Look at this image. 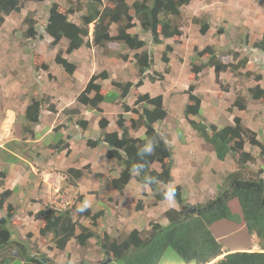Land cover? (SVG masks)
Returning <instances> with one entry per match:
<instances>
[{
    "label": "rangeland",
    "instance_id": "374dc122",
    "mask_svg": "<svg viewBox=\"0 0 264 264\" xmlns=\"http://www.w3.org/2000/svg\"><path fill=\"white\" fill-rule=\"evenodd\" d=\"M87 1L26 2L19 14L10 15L6 24L0 26V174H4V178L0 177L2 181L0 192L5 189L12 190V195L7 201L15 211L8 226L11 240L26 242L31 254H45L53 264H103L108 261V258L111 261L106 264H125L123 260H112L111 257H106L98 246L99 238L104 233H109L111 240L121 241L127 237L134 225L144 235L150 223L163 221L160 214L162 209L157 207L148 188L138 190V186H141L135 180L130 182L125 192L115 195L114 190L107 185V181L115 177L117 175L115 173L121 168L115 161L107 159V163L105 162L106 158L102 153L104 146L90 148L83 142L74 143L73 153L69 152L60 157V163L54 160L55 163L50 164L51 158L55 155L51 147L54 142L58 143L64 137L57 132H64V135L77 138V131L82 129L76 127V121L87 119L90 122L88 127L82 130L84 142L90 138H98L100 131L97 121H93L94 113L88 109L85 112L79 107L83 113L68 114L69 110L78 107L72 104L74 95L80 92L89 73L92 76L107 71L111 77V80L105 84L107 89L110 88L112 81L135 83L139 75L134 54L149 51L153 57V65L149 73H160L163 75V80L152 83L147 78L144 79L143 85L139 89H132L124 101L132 107L139 93H147L152 97L162 96L163 107L168 115L155 126L165 136L171 147L174 179L184 183L186 190L184 199L187 204L194 207L199 205L200 201L205 203L207 199L220 193L224 188L226 176L235 171V166L229 156L223 162H216L212 147L190 128L183 114L185 105L189 104L185 92L189 85H194V92L201 100L200 115L206 123H212L221 128L233 124V119L239 117L242 124L255 133L256 139L264 145V101L256 102L250 98L247 90L254 83L249 77L238 74L251 72L264 77V54L258 57L256 51L251 49L252 43L260 40L264 32V0H193L181 9L183 34L176 38L178 43L173 40L164 42V45L173 46L168 65L161 61L163 45H151L149 34L145 33L135 21V28L130 32L136 33L146 43L143 50L134 52L123 44L113 43L104 48L95 46L86 48L84 52L77 55L73 53L69 61L78 66V73L75 81H71L63 69L54 62L57 52H61L65 57L66 41L61 40L52 48L50 38L43 32V26L50 3L56 2L64 9L82 7L84 12ZM102 1L107 4V0ZM80 15L79 12L71 14L69 19L79 23ZM25 17L35 21L34 29L42 35L40 40L24 38L23 34L27 27L24 24ZM194 17L205 19L210 23V29L204 36L199 34L198 26L192 23ZM116 28L117 26H112V32ZM219 28H224V34H217ZM92 31L91 24L89 39L92 37ZM245 36H248L249 46L238 47L235 42ZM206 45H211L215 51H218L220 58H224L228 53L229 56L223 59L225 62L232 61L231 53L235 51L240 53V58L248 59L244 68L238 73L229 71L221 73L222 84L229 88L226 93L214 83L213 69H204L196 80L192 78L190 62L195 57L193 48L202 49ZM42 64L48 67L47 70L39 68ZM261 84L264 87V81ZM238 95L246 99L247 109L244 111L231 106ZM113 96L108 94L107 102L112 100ZM31 100H42L44 111L50 104L62 110L61 124L56 126L54 124V135H41L44 137L41 141L39 136H30L24 130L28 124L21 112ZM66 104L70 107L67 108ZM140 108L141 106L138 107ZM119 113H122V108L116 110L112 107L104 116L109 120L112 117L116 121ZM45 115L47 114L43 116V125L51 119L50 116ZM94 115L99 119V115ZM124 117L128 124L129 119L135 116L125 114ZM193 119L197 120V117ZM54 121L56 122V118ZM112 124L107 131L112 130ZM40 129H37L38 134ZM133 133L135 137L142 136L140 131ZM248 138L250 137H245L243 150L249 152L254 160L248 166L254 171L260 169L264 171V156H260L257 147L249 144ZM211 158L214 161L211 162ZM28 164H32L33 169ZM181 164H184L183 170ZM43 166H49L44 169L46 172L52 168L51 173L40 174ZM69 166L78 168L82 172V176L75 181V186L68 185L66 181L65 176ZM152 167L159 170L158 164H153ZM36 202L40 203L41 208L48 205L65 209L79 205L81 208L90 206L93 212L103 208L106 213L103 212V216L97 221L95 227L91 226L89 220L82 222L94 233V237L86 247H79L74 240H71L63 251H58L51 242V236L41 237L38 228L35 227L36 217L29 211L37 207ZM138 202L142 205L140 211L135 210ZM116 204L117 207H113ZM229 205L234 214H239L235 199H232ZM107 206L112 207L114 213ZM145 207L146 209L143 210ZM5 208L6 205L0 212V216L5 214ZM170 208L178 209L172 197L163 205L164 211ZM130 219L137 221L131 224ZM217 232L220 233V229ZM221 243L226 247L238 248L240 245L249 244V239L245 236V232L239 231L230 235L229 238L223 237ZM18 259L13 246L6 247L0 252V264H24ZM162 261L180 262L177 254L171 249L166 251Z\"/></svg>",
    "mask_w": 264,
    "mask_h": 264
},
{
    "label": "trees",
    "instance_id": "16d2710c",
    "mask_svg": "<svg viewBox=\"0 0 264 264\" xmlns=\"http://www.w3.org/2000/svg\"><path fill=\"white\" fill-rule=\"evenodd\" d=\"M48 0H0V26L4 23L5 17L12 13L19 14L26 2L42 3ZM193 0H88L84 12L82 7L62 8L56 2L49 5L48 14L43 26V32L51 38L50 46L55 47L61 40L66 41L65 54H71L81 47L104 48L110 44H123L131 51H139L145 48L146 43L136 33L130 30L135 28V21L141 29L149 34L150 44L155 46L163 45L164 48L161 61L168 65L169 55L173 52L171 44H165L167 40H173L182 36V15L181 9L188 6ZM81 13L79 23L72 22L69 16L74 13ZM192 23L198 26V32L204 36L210 29V23L202 18H192ZM24 24L27 26L24 31V38L40 40L42 35L34 29L35 21L25 17ZM93 25L92 37L89 39V26ZM117 26L112 32V26ZM223 33L224 28L217 29V34ZM235 44L245 48L249 46L248 36L242 37ZM150 50V48H148ZM258 57L264 54V32L260 40L251 45ZM194 59L190 62V73L193 80L204 69H213L214 83L222 92H228L229 88L224 86L220 80V74L225 72H239L244 68L248 59L240 58V53L232 52V61L225 62L220 58L219 52L211 45L202 49L193 48ZM126 59V56H124ZM135 64L138 72V79L135 83L112 82L111 86L119 91L121 102L127 98L132 89H139L144 79L154 83L163 80L160 73H149L153 65V57L149 51H141L134 54ZM54 62L59 65L65 74L71 77L76 66L57 52ZM40 69L47 70L42 64ZM241 76L250 78L254 85L249 87L247 92L253 101H264V87L261 86V75L246 72L238 73ZM108 79V73L102 71L92 75L84 89L76 96L78 105L87 107L97 115H103L100 108L102 102L107 101L105 90L101 88L100 81ZM194 85L186 90L188 103L185 105L183 114L190 128L207 144H209L218 161H224L227 156L231 157L235 171L226 176L223 189L218 195L202 205L194 207L186 203L181 188L171 186L172 176V151L165 139V136L155 126L167 117V111L163 107L161 95L150 96L149 94H137L133 106L122 103L125 113L132 114L128 124L123 114L117 115L116 127L119 132H107L109 125L104 116H100L97 125L99 136L97 139H87L86 145L96 148L99 145L105 147V158L115 161L120 166L117 177L110 178L107 185L122 193L131 180L137 181L141 186H146L151 191L156 203L172 197L178 209H168L164 212L167 225L161 226L157 223H150L149 229L144 235L133 229L126 238L121 241L111 240L107 233H104L97 241L100 250L106 257L112 260H123L125 264H161L164 254L171 249L179 257L181 264H209L219 256L220 260L213 264H264V179L263 170H252L248 164L253 162V156L243 150L245 137L249 144L260 151L264 156V145L256 139V134L249 131L240 121L239 117L233 119V124L219 128L212 123H206L201 118V100L194 94ZM115 97V96H114ZM116 98V97H115ZM141 106L140 109L138 107ZM233 108L244 111L247 109L246 99L240 95L236 96ZM42 100H31L24 110V120L28 124L24 128L30 136H34L33 126L39 124L42 111L44 110ZM46 111L56 114L55 106L50 104ZM68 114L77 115L78 111L69 110ZM197 117V120L193 118ZM199 118V119H198ZM75 125L86 129L88 122L79 120ZM144 129L142 136L134 137L130 131L137 132ZM56 154L66 150L69 153L67 142L59 140L51 147ZM153 164L159 165V170L152 168ZM68 185L75 186L76 180L82 176L79 169L69 168L66 171ZM4 178V174H0ZM2 181H0V189ZM12 195V190L5 189L0 192V212L4 205L5 214L0 216V252L6 247L13 246L18 260L24 264H53L45 254H31L26 242L12 241L11 232L8 228L13 216L14 208L7 201ZM82 199V197H79ZM235 199L238 203L239 214H234L230 208V200ZM82 209V210H81ZM142 205L137 203L135 210L140 211ZM190 209H194L190 213ZM103 216V211L93 212L88 207L71 206L65 210H56L44 205L35 215L41 219L39 228L41 237L51 236V242L55 249L63 251L67 244L74 240L79 247H86L94 237L93 231L82 224L83 221H90L92 227ZM242 223L248 234L259 240L261 252H227L224 254L223 247L211 231V226L219 221ZM78 231V232H77ZM30 237V235H28ZM12 243V244H11ZM11 244V245H9ZM8 261V260H7Z\"/></svg>",
    "mask_w": 264,
    "mask_h": 264
},
{
    "label": "crops",
    "instance_id": "0c3cea01",
    "mask_svg": "<svg viewBox=\"0 0 264 264\" xmlns=\"http://www.w3.org/2000/svg\"><path fill=\"white\" fill-rule=\"evenodd\" d=\"M13 15V13L11 14V16ZM11 16H8V17H5V19H4V23L2 24V25H5L6 24V21H7V18H9V17H11ZM50 40H51V38H50ZM51 42V41H50ZM85 47H81V48H79L78 50H76V51H74V52H72L71 54H66L65 55V58L69 61V57H71L72 55H73V53H76L75 55H77V54H79V53H82V52H84L85 51ZM75 55H74V58H75ZM69 62H71V61H69ZM71 63H73L74 65H75V63L74 62H71ZM76 66V70H75V72H74V74L70 77V79L69 80H71V81H75V78H76V74L78 73V66L77 65H75ZM107 72V71H106ZM90 76H91V74L89 73L88 75H87V77H86V79H85V84H84V86L80 89V92L84 89V87L86 86V84L88 83V81H89V79H90ZM264 78V77H263ZM263 78H262V80L260 81V84L262 83V81H264L263 80ZM109 80H111V77H110V75L108 74V79H106V80H103V81H100L99 82V84L101 85V88L103 89V90H105V92H104V94L107 96L108 94H112V95H114L113 96V99L112 100H110V101H105V102H102L101 104H100V108L102 109V111H103V116H104V114H106L107 113V111H109L110 110V108H112V107H114V108H116V110L117 109H120L121 110V108H122V103H124V104H126L127 106H130V105H128L127 104V102H121V100L119 99V91L117 90V89H115L114 87H112L111 86V83L112 82H117V81H112L111 83H110V88L109 89H107L106 88V82L107 81H109ZM261 86H263L262 84H261ZM79 92V93H80ZM78 93V94H79ZM77 94V95H78ZM77 95H74V99H73V102H72V104H76L78 107H74L75 108V110H77L78 111V113L80 114V113H83V111L81 110V109H79V107L80 108H82V109H84L85 110V112L86 111H88V110H90V109H88L87 107H84V106H81V105H78L77 103H76V101H75V98H76V96ZM128 97V96H127ZM105 103H107V104H105ZM29 103H27L26 104V106L24 107V110H25V108L27 107V105H28ZM71 104V105H72ZM67 108H69L70 106H68L67 104L65 105ZM75 106V105H74ZM73 108V109H74ZM55 109H56V111H57V113L56 114H53V113H50V112H48V111H42V115H41V119H40V122H39V124L38 125H36V126H34L33 128H32V130H33V132H34V136H39L40 137V141L41 140H43V138L44 137H42L41 135H43V136H46V135H49V134H52V135H54V124H55V126L57 125V124H61V119H60V115H62V110H60L57 106L55 107ZM88 109V110H87ZM24 110L21 112V114L23 115V113H24ZM90 112H92V113H94L92 110H90ZM44 114H47V115H45V116H50L51 117V119H50V121L49 122H46V124H42V119H43V116H44ZM95 114V113H94ZM93 114V116H94V119H93V121H97L98 122V118H96L95 117V115ZM119 114H123V116L125 115V114H130V113H125L124 112V110H123V108H122V113H119ZM78 115V114H77ZM105 117V116H104ZM54 118H56V122L54 121ZM60 119V121H59V119ZM99 118H100V116H99ZM124 118H126V117H124ZM106 119L108 120V122H109V125H108V128L111 126V123H113L112 124V130L111 131H117V132H119V130H118V128L116 127V122L114 121V119L112 118V117H110V120L108 119V117H106ZM83 121H87V119H83ZM87 122H89V121H87ZM89 124H90V122H89ZM98 126V125H97ZM77 127V126H76ZM87 127H88V125H87ZM41 128V129H40ZM107 128V129H108ZM37 129H40L41 131H40V134H38V131H37ZM99 129V128H98ZM78 130V129H77ZM83 130V129H82ZM82 130H79V131H77L78 133H77V135H78V137L77 138H73V137H70V135H64L65 133L64 132H57V133H60V134H62L64 137H62L60 140H62V141H64V142H67V144L69 145V150H70V154L71 153H73L72 151H73V145H74V143H84V145L86 146V142H84V139H82V133H83V131ZM111 131H107V132H111ZM138 131H140V132H142V134L144 133V129L143 128H140ZM100 133V132H99ZM97 134V133H96ZM130 134L132 135V136H134L135 137V133H133L132 131H130ZM98 136H99V134H98ZM52 137V136H51ZM51 139V138H50ZM87 141V140H86ZM27 142V141H26ZM52 142H54V141H52ZM183 142V141H182ZM179 143V142H178ZM185 143V142H184ZM180 145H181V143H179ZM101 146H103V145H99V147L101 148ZM101 150V149H100ZM102 151V150H101ZM103 154L105 153V147H104V150H103V152H102ZM11 154H13V153H11ZM64 154H66V151L64 150V151H62L61 153H59V154H56V155H54V157L53 158H51V160H50V164H53V163H55V161L54 160H58V163H60V157H62V156H64ZM14 155V154H13ZM14 156H16V155H14ZM214 156H215V154H214ZM213 156V157H214ZM104 157H105V154H104ZM212 157V158H213ZM211 158V162L212 161H214V159H212ZM216 158V157H215ZM202 159H203V157H202ZM107 159H106V163H107ZM218 160L216 159V162H217ZM219 162H221V161H219ZM214 164H215V162H214ZM29 165V167L31 168V169H33V165L32 164H28ZM68 165H69V163H68ZM70 166H71V164H70ZM69 166V168H72V167H70ZM72 166H73V164H72ZM181 166H182V170L184 169V164H181ZM49 166H43V169H42V171H40V174H50L51 172H50V170H52V168H50V170L48 171V172H46V171H44V169L45 168H48ZM63 167H65V165L63 166ZM67 167V166H66ZM68 168V169H69ZM153 168V167H152ZM67 169V170H68ZM74 169H76V168H74ZM78 169V168H77ZM153 169H155V170H158V169H156V168H153ZM33 172V171H32ZM120 171H117V173H115V174H117L118 175V173H119ZM117 175L115 176V177H117ZM172 175H173V186H176V185H178V186H180L181 188H182V193H183V196H185V193H184V191L186 192V190H185V188H184V183L183 182H177L175 179H174V172H173V168H172ZM263 175H264V171H263ZM262 175V176H263ZM66 178H67V175L65 176ZM115 177H112V178H115ZM131 181H133V180H131ZM130 181V182H131ZM128 183L127 184V186L124 188V190L122 191V192H125L126 191V188H128V186L131 184V183ZM137 182V181H136ZM177 182V183H176ZM138 186V185H137ZM141 186V185H140ZM147 188L148 187H146V186H141V187H139L138 186V190H141V189H143V190H147ZM149 189V188H148ZM114 192H115V195L116 196H118L119 195V193L117 192V191H115L114 190ZM140 192V191H139ZM142 193V192H141ZM146 193H147V191H146ZM149 194H151V191H149ZM147 195V194H146ZM149 198V197H148ZM86 199V198H85ZM117 200V199H116ZM115 200V201H116ZM208 200V199H207ZM115 201H114V203H115ZM167 201H170V197L169 198H166L164 201H162V202H158L157 203V207L160 209H162V211H161V215H162V219H163V221H161V222H156V221H154V223H157V224H159V225H161V226H165V225H167V220H166V218L164 217V212L166 211H164V209H163V205H164V203H166ZM199 204H203L202 203V201H200V202H198ZM40 203H38V202H36V206L37 207H35V209H31L29 212H31L32 213V215L33 216H35L36 215V213L41 209V207H40V205H39ZM114 205V204H113ZM55 207V206H54ZM57 207V206H56ZM78 207H80L79 205H78ZM89 208H92V207H90V206H88ZM108 208H109V210H111L112 211V213H114V211H113V208L112 207H109V206H107ZM113 207H117V204L115 205V206H113ZM93 209V208H92ZM144 209H146V207L145 208H143V210ZM173 209H176V208H173ZM103 212H104V214L106 213V211H105V209H101ZM142 210V211H143ZM141 211V212H142ZM144 212V211H143ZM146 213V212H145ZM137 216V215H136ZM138 217V216H137ZM136 217V218H137ZM137 220L136 219H134V220H132V219H130V223L132 224L133 222H136ZM129 222V221H128ZM41 223H42V221H41V219L40 218H38V217H36V220H35V227H37L38 228V230H39V228H40V226H41ZM135 226V225H134ZM134 226H132L133 228L128 232V233H130L133 229H136V230H138V231H140V229H138L137 227H134ZM218 229H220V233H218L217 232V230ZM211 231H212V233L214 234V236L216 237V239L219 241V243L222 245V247H223V251H224V254L225 253H227V252H244V251H248V252H260L261 250H260V247H259V240L257 239V237L255 236V234H252V235H250V234H248L247 233V231L244 229V226H243V224L242 223H238V224H236V223H234V222H229V221H225V220H223V221H219V222H217V223H215V224H213L212 226H211ZM239 231H241V232H245V236H247L248 237V239H249V244H245V246H242V245H240V247H238V248H236V247H233V246H231V247H226V246H224L222 243H221V239L223 238V237H227V238H229V236L230 235H232V234H234L235 232H239ZM109 234V233H108ZM222 258V256H219L218 258H216L214 261H212L211 263H209V264H212V263H214V262H217L218 260H220ZM161 264H181L180 262H177V263H166V262H164V261H162V263Z\"/></svg>",
    "mask_w": 264,
    "mask_h": 264
},
{
    "label": "clouds",
    "instance_id": "9594fccd",
    "mask_svg": "<svg viewBox=\"0 0 264 264\" xmlns=\"http://www.w3.org/2000/svg\"><path fill=\"white\" fill-rule=\"evenodd\" d=\"M221 75V74H220ZM190 86V85H189ZM194 94L196 95V93L194 92ZM188 100V99H187ZM256 102H259V101H256ZM66 151V150H65ZM228 157V156H227ZM230 157V156H229ZM231 158V157H230ZM226 159V158H225ZM223 162V161H222ZM173 168V167H172ZM263 175V174H262ZM173 176V175H172ZM262 178H263V176H262ZM264 179V178H263ZM172 182H173V180H172ZM171 186H173V183L171 184ZM176 186H178V185H176ZM180 187V186H179ZM181 188V187H180ZM10 190V189H9ZM181 191H182V188H181ZM218 195V194H217ZM216 195V196H217ZM215 196V197H216ZM184 197V196H183ZM167 198H169V197H167ZM214 198V197H213ZM212 199V198H211ZM210 200V199H209ZM175 201V200H174ZM208 201V200H207ZM231 201V200H230ZM204 204V203H203ZM199 205H202V204H199ZM85 206H87L86 204H85ZM50 208H54V209H56V210H65V209H67V208H65V209H59V208H56V207H52V206H50ZM70 208V207H69ZM171 209V208H170ZM82 210V209H81ZM102 211V210H101ZM195 211V210H194ZM39 231V230H38ZM258 239V238H257ZM69 244V243H68ZM67 244V245H68ZM57 250V249H56ZM59 251V250H58ZM261 252V251H260ZM214 261V260H213ZM211 263V262H210ZM215 263V262H214ZM213 264V263H212Z\"/></svg>",
    "mask_w": 264,
    "mask_h": 264
},
{
    "label": "water",
    "instance_id": "95a60500",
    "mask_svg": "<svg viewBox=\"0 0 264 264\" xmlns=\"http://www.w3.org/2000/svg\"><path fill=\"white\" fill-rule=\"evenodd\" d=\"M189 211H190V213H193L194 212V209H190ZM107 260H108L107 262H110L111 261V259H109V258ZM106 263H103V264H106Z\"/></svg>",
    "mask_w": 264,
    "mask_h": 264
}]
</instances>
